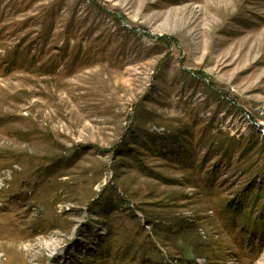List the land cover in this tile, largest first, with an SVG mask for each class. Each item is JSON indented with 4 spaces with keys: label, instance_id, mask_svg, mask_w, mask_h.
<instances>
[{
    "label": "rangeland",
    "instance_id": "obj_1",
    "mask_svg": "<svg viewBox=\"0 0 264 264\" xmlns=\"http://www.w3.org/2000/svg\"><path fill=\"white\" fill-rule=\"evenodd\" d=\"M0 264H264V0H0Z\"/></svg>",
    "mask_w": 264,
    "mask_h": 264
}]
</instances>
